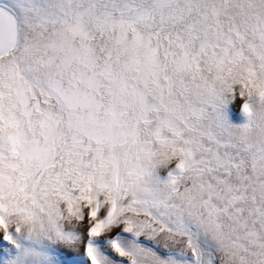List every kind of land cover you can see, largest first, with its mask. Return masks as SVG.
I'll return each mask as SVG.
<instances>
[{"label":"snow or ice","instance_id":"1","mask_svg":"<svg viewBox=\"0 0 264 264\" xmlns=\"http://www.w3.org/2000/svg\"><path fill=\"white\" fill-rule=\"evenodd\" d=\"M0 264H264V0H0Z\"/></svg>","mask_w":264,"mask_h":264}]
</instances>
